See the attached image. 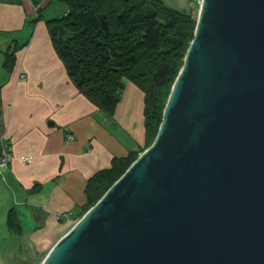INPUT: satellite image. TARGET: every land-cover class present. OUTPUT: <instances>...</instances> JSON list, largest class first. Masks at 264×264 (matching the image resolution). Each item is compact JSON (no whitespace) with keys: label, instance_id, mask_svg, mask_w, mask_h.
I'll list each match as a JSON object with an SVG mask.
<instances>
[{"label":"water","instance_id":"obj_1","mask_svg":"<svg viewBox=\"0 0 264 264\" xmlns=\"http://www.w3.org/2000/svg\"><path fill=\"white\" fill-rule=\"evenodd\" d=\"M40 264H264V0H200L154 141Z\"/></svg>","mask_w":264,"mask_h":264},{"label":"crops","instance_id":"obj_2","mask_svg":"<svg viewBox=\"0 0 264 264\" xmlns=\"http://www.w3.org/2000/svg\"><path fill=\"white\" fill-rule=\"evenodd\" d=\"M160 1L181 13L193 4ZM65 13L52 0H0V142L12 156L0 169V264L37 263L82 211L87 180L144 145L143 94L134 84L125 82L107 115L67 75L46 27ZM11 211L18 233L7 226Z\"/></svg>","mask_w":264,"mask_h":264},{"label":"trees","instance_id":"obj_3","mask_svg":"<svg viewBox=\"0 0 264 264\" xmlns=\"http://www.w3.org/2000/svg\"><path fill=\"white\" fill-rule=\"evenodd\" d=\"M52 1L63 5L66 13L47 22V31L78 93L111 115L125 82H131L142 92L144 103L143 148L112 159L108 169L87 180L85 204L75 224L154 141L196 21L160 0ZM6 57L7 64L13 60V54ZM7 226L19 232L12 211Z\"/></svg>","mask_w":264,"mask_h":264},{"label":"built area","instance_id":"obj_4","mask_svg":"<svg viewBox=\"0 0 264 264\" xmlns=\"http://www.w3.org/2000/svg\"><path fill=\"white\" fill-rule=\"evenodd\" d=\"M199 2H200V0H199ZM23 78L24 77L22 76L21 79H23ZM72 139H73L72 136H70V135L67 136V140L71 141ZM11 160H12V156H11L10 149H9L8 145L2 144L0 142V169L7 167L10 164ZM21 161L23 163H28V164H30L32 162L31 159L28 157L21 158Z\"/></svg>","mask_w":264,"mask_h":264},{"label":"rangeland","instance_id":"obj_5","mask_svg":"<svg viewBox=\"0 0 264 264\" xmlns=\"http://www.w3.org/2000/svg\"><path fill=\"white\" fill-rule=\"evenodd\" d=\"M192 2H193V4L191 5V7L189 8V11H187L186 14L190 15L191 19L194 20V21H196V19H197V15H198L199 3H200V2H199V0H192ZM192 2H191V3H192ZM48 10H49V9H48ZM46 11H47V10H46ZM46 11H43V12H46ZM73 224H74V222H72V223L70 224L69 228H68L67 230L64 231V233L62 234V236H63L64 234H66V233L71 229V227H72ZM45 256H46V255L44 254V255L42 256V258H40V260H39L37 263H35V264H40V263L42 262V260L44 259Z\"/></svg>","mask_w":264,"mask_h":264}]
</instances>
